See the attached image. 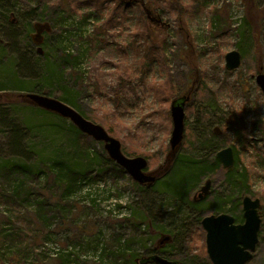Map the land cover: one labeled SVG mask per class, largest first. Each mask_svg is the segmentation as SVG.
Here are the masks:
<instances>
[{
	"label": "rangeland",
	"instance_id": "374dc122",
	"mask_svg": "<svg viewBox=\"0 0 264 264\" xmlns=\"http://www.w3.org/2000/svg\"><path fill=\"white\" fill-rule=\"evenodd\" d=\"M37 23L50 28L42 53L30 38ZM149 43L165 54L168 73ZM234 50L242 64L228 71ZM48 68L57 74L51 92L70 93L75 106L65 104L119 140L125 156L146 158V172L165 167L172 101L196 85L168 173L200 142L222 138L217 153L232 147L236 171L249 172L245 196L261 201L259 243L247 264H264V94L256 82L264 0H0V264H136L161 234L173 238L164 258L212 264L203 219L227 212L244 223L238 198L218 201L223 171L199 179L190 205L166 192V175L152 187L134 182L103 143L22 98L42 95L54 79ZM146 213L151 228H135Z\"/></svg>",
	"mask_w": 264,
	"mask_h": 264
},
{
	"label": "water",
	"instance_id": "95a60500",
	"mask_svg": "<svg viewBox=\"0 0 264 264\" xmlns=\"http://www.w3.org/2000/svg\"><path fill=\"white\" fill-rule=\"evenodd\" d=\"M36 32L32 34L33 43L40 47L44 43V33L50 32L46 25L35 24ZM226 69L234 71L242 64V54L234 50L226 57ZM256 82L264 94V73L259 72ZM191 94L179 97L172 102L171 115L173 120V132L170 140L171 151L167 157L165 167L161 171L147 173L149 162L144 157L129 158L122 152L121 142L108 134L100 125L85 119L75 109L67 104L47 96L38 94H26L22 96L28 103L33 104L45 111L55 113L64 119L70 120L73 125L83 134L89 136L98 143H104V148L110 159L123 168L131 178L145 186H153L157 179L169 170V166L180 149L184 139L185 107L190 101ZM217 158L225 168H232L235 164V152L232 147L222 149L217 153ZM210 182L201 189L200 199L208 195ZM196 199V198H195ZM261 201L249 196L243 198V224H235V218L229 214L220 216H208L203 219L202 226L206 231L207 253L213 264H247L253 258L259 243L261 218L259 210ZM172 243V237L164 234L157 242L156 250L164 248ZM138 264H182L179 261L168 260L158 254L142 257L136 261Z\"/></svg>",
	"mask_w": 264,
	"mask_h": 264
},
{
	"label": "trees",
	"instance_id": "16d2710c",
	"mask_svg": "<svg viewBox=\"0 0 264 264\" xmlns=\"http://www.w3.org/2000/svg\"><path fill=\"white\" fill-rule=\"evenodd\" d=\"M97 4H99V3H97ZM112 21H113V19L111 18L108 21V25ZM33 29H34V32H36L35 25H33ZM46 34H48V33L47 32L44 33V38H45ZM30 38L32 40V34H31ZM32 43H33V40H32ZM149 47L150 48L148 49V53L152 57V60L154 61V57L156 54L155 52H158L159 53V62L161 63L162 69L164 71H167V73H168L169 71H168V67L166 65V61H165V54H163L162 51L159 50L158 47H156V45L149 43ZM153 50H154V53H153ZM53 70L54 69H50V68H48L46 70L48 75H49V72L52 73V76L54 77V79L47 80L46 81L48 84V86H46L47 88L45 87L44 89L39 90L38 93H40L44 96H47V97L48 96L49 97L57 96L58 99L60 101H62L63 103H67V104L74 107L75 106V100L70 95V93L63 90L60 95H54L51 92V90L54 89V84L56 82L55 76L53 75V73H55V72ZM58 84H60V83H58ZM36 88H38V87H36ZM36 88H34V89H36ZM20 96H22V95H19V97ZM179 97H180V95L178 97H176L175 99H177ZM191 101H192V99H191ZM222 140H223L222 138H215V140H210V141H207L206 143L200 142V148L196 151V153H195L196 155H191L190 157H184V159L182 161L177 162L175 165L177 168L176 172H174V171H172L170 173L167 172V174L165 176L167 178V182L164 183V186L166 188V192L171 194V197H174L177 201H179L185 205L186 204L187 205L193 204L192 200L189 201V199L191 198V194L199 186V185H196L197 182L199 181V179H200V182H203L204 179L211 178L213 175L218 174V171L222 170L223 171V174H222L223 175V185H222L220 194L218 195V201H219L220 205L224 204L226 202V199L231 198V197H236V198H238V200L240 202H242V199L245 196L244 187L250 182L249 172H247V170H245L244 173L239 174L238 171H236L237 170V168H236L237 157H236V163H235L234 167L225 168L222 165V163L216 157L218 149L221 148L223 145ZM110 161H112V160L110 159ZM3 168L8 169L9 167H3ZM17 168L22 169L23 167L18 166ZM56 182L61 183V182H63V180L57 179ZM67 187H68V185H66V188ZM20 189H21L20 186L15 187V194H18L20 192ZM228 191H230L231 194L228 197H226ZM67 194H69V192ZM31 197H32V195L29 194L28 199H30ZM29 201H31V199ZM44 205H45L44 201H42V199H40V198L37 199V202L34 203V206H36L35 212L37 215L42 216V214H43L42 211L44 210V207H45ZM39 216H38V218L40 219ZM148 218H150V217L147 215V213L145 214V217L143 219L138 218L140 220V222H138L139 220H137L134 223V227L135 228H137V227H150L151 228L152 223L150 224L148 222V220H147ZM157 231H159V228L156 230V232ZM151 238H152V235H151ZM169 246L170 245H168L167 248ZM120 247L123 248L121 245H120ZM150 250H148V255H150V254L152 255L155 253H159L162 255L166 254V252L164 251L165 249H162L160 251H155V248H153ZM207 257H208V255H207ZM130 258H135V257L132 256ZM137 260H138V258L135 259L136 264H138L136 262Z\"/></svg>",
	"mask_w": 264,
	"mask_h": 264
},
{
	"label": "flooded vegetation",
	"instance_id": "af4514ba",
	"mask_svg": "<svg viewBox=\"0 0 264 264\" xmlns=\"http://www.w3.org/2000/svg\"><path fill=\"white\" fill-rule=\"evenodd\" d=\"M43 44H44V43H43ZM43 44H42V45H43ZM40 47H41V46H40ZM38 49H39V47H38ZM261 72H262V71H261ZM195 86H196V85H192L190 91H188V92H186L184 95H182V96H185V95H187L188 93L191 94L190 101L187 103L186 107L190 104L191 99H193L194 92H195ZM180 97H181V96H180ZM186 107H185V108H186ZM234 152H235V150H234ZM216 157H217V155H216ZM217 159H218V158H217ZM218 160H219V159H218ZM219 161H220V160H219ZM235 163H236V153H235ZM234 165H235V164H234ZM233 167H234V166H233ZM158 171L161 173L162 170L160 171V169H159ZM148 173H149V172H148ZM165 173H166V172H165ZM166 174H167V173H166ZM166 174H165V175H166ZM165 175H164V176H165ZM164 176H163V177H164ZM160 177H161V176H160ZM160 177L157 179L156 184L158 183V181H160V179H161ZM163 177H162V178H163ZM146 187H148V186H146ZM244 197H246V196H244ZM244 197H243V198H244ZM252 199H253V198H252ZM242 210H243V199H242ZM243 213H244V211H243ZM222 214H229V213H227V212H226V213H220V214L215 215V216H220V215H222ZM229 215H231V214H229ZM210 216H212V215H210ZM231 216H232V215H231ZM207 217H208V216H207ZM242 217H243V216H242ZM234 218H235V217H234ZM235 224L238 225V224H242V223H236V219H235ZM162 235H164V234H161V236H162ZM168 235H169V234H168ZM161 236H160V237H161ZM170 236H171V235H170ZM172 240H173V238H172ZM208 257H209V256H208Z\"/></svg>",
	"mask_w": 264,
	"mask_h": 264
}]
</instances>
